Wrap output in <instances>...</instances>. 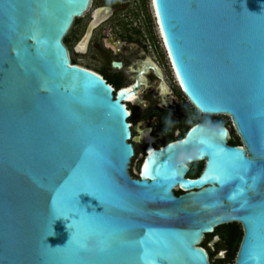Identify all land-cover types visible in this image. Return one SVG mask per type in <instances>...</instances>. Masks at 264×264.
Wrapping results in <instances>:
<instances>
[{"label":"water","instance_id":"95a60500","mask_svg":"<svg viewBox=\"0 0 264 264\" xmlns=\"http://www.w3.org/2000/svg\"><path fill=\"white\" fill-rule=\"evenodd\" d=\"M150 1L177 86L199 113L230 117L242 145L202 122L158 148L137 129L132 139L150 146L131 175L125 100L140 99L139 81L114 93L64 43L92 0H0V264H213L202 238L229 223L243 233L227 264H264V0ZM146 62L138 80L151 65L167 102L161 70ZM86 177L97 194L78 193L77 206L98 222L53 218Z\"/></svg>","mask_w":264,"mask_h":264},{"label":"flooded vegetation","instance_id":"af4514ba","mask_svg":"<svg viewBox=\"0 0 264 264\" xmlns=\"http://www.w3.org/2000/svg\"><path fill=\"white\" fill-rule=\"evenodd\" d=\"M98 4L92 8L90 11L87 10L86 12H88V19L87 14L85 15V13L81 16L82 18H84L83 21V33L82 35L77 39V41L74 44V47L76 46V44L78 43V41H80L81 37L83 36L84 32L86 31V28L89 24V22L92 20V15L93 12L95 10H98L103 7H106L109 9L107 16L105 17V19L99 23L98 26H96L91 34V37L87 43V46L85 48V51H83L84 53H87V51L89 50V48H91V44L95 45L96 49L98 50V53L101 57V59L103 60V62L100 64L101 66H99L98 68H93L91 66H83V67H88L90 68V70L96 72L97 74L101 75L105 81L110 84L113 88H114V93L115 90H119L120 88H128L129 86L133 85L136 83V81H139V86L138 88L135 90V93L133 95H139L140 99L138 100L137 98H135V103H133L130 100H126L125 101V105L127 106V108H129L130 106H137L139 107L142 111H147L149 112L148 115V123L147 125L140 127L139 124L140 122L137 121L134 123V125L136 126V132L137 129H144V128H149L151 135H153V137H155L158 141L154 144L155 148H158L160 146H164L166 144H168L169 142L181 138L185 135V133L187 132V130L195 123L198 122H202V123H207V124H212V125H220V126H224L228 129L229 132V139H228V144L229 145H242V141L240 139V137L238 136V134L236 133V137L232 138L231 136V132L232 130L229 128L230 126L226 125L222 118H216V117H222V115H204L206 116V118L208 116L211 117H215V119H219V121L217 120H203V121H197V122H193L188 129L186 130V132L180 136H176L174 133L176 130H179L178 127L180 126V119L179 117L181 116V110L178 109V101H179V97H178V88H177V82L175 80V78L172 75V72L170 74V65H161L159 63V61L157 59H150L151 61H153L161 70L162 73V77L164 82L166 83L167 87H168V91L166 93V101H164L163 99V95L161 93V91L159 90L160 87V82L161 79L155 74L154 69L151 65H149L148 70L149 72H145L143 71V75L146 77V84L144 83V81H140L138 80V74L139 72L144 69V66L147 64L146 62V50L148 47H150V45L147 44L146 42V35L144 34V32L141 30V27L138 26V23L136 24L133 23L128 16H126V14L130 11H127L126 14H120L121 19H117L119 17V13H121L123 10L127 9V6H129L130 4H133V9L132 12L136 18L137 21H139L142 18L143 23L145 24V4H144V0H97ZM123 4V5H122ZM125 6V7H123ZM90 9V8H89ZM85 15V16H84ZM80 19V18H79ZM78 20V19H77ZM113 21V20H118L120 22H123L124 26H120L121 31L120 32H114L113 28L110 27H105V29H102V33L99 32L101 29H99L97 31V33L95 34V30L100 27L102 25V23L106 22V21ZM150 34V33H148ZM158 34V32H157ZM95 35V41L94 43L91 41L92 37ZM152 37V35H151ZM150 40V36L148 37ZM147 38V39H148ZM160 39V38H159ZM107 41L108 44L107 45ZM67 46V43L65 44ZM73 47V48H74ZM68 48V46H67ZM75 49V48H74ZM69 51V49H68ZM75 51V50H74ZM70 53V51H69ZM71 58V55H70ZM120 62L121 66L120 67H114L113 66V62ZM72 63V61H71ZM114 73H122V75L124 76L125 80L123 83L125 84H114L111 80H110V75L114 74ZM170 78L171 81L174 82V84H169L168 79ZM155 83V87L153 88V90L149 91V88L151 87L150 85ZM132 90V89H131ZM153 100H155V102L153 103ZM182 105L184 106L183 109H185V111L191 112L192 115H194V109L192 107V105H188L187 103H185V101L183 99H181ZM130 112H132V110L130 109ZM179 113L180 116H177V114ZM166 117H170L171 121L174 120L176 121L179 125L177 127H175L174 129H172L170 131V128H167V131H164V128H162V126L164 127V120ZM228 117V116H227ZM230 119V117H228ZM169 131V132H168ZM138 136L139 133L137 132ZM162 141L160 144H157L158 142ZM143 144V143H141ZM147 144L144 143V150L146 149ZM193 163V162H192ZM200 164L203 163L202 168L200 170V172H196L198 166L196 167H192L193 170L188 171L186 174V177H196L198 176L202 170H203V166H204V161L199 162ZM191 164V163H190ZM190 164H188V167H190ZM141 165V162H140ZM189 170V168H188ZM130 172V171H129ZM131 175H134L133 171L130 172ZM181 191L179 189L174 190V194L178 195L180 194ZM234 224L237 227V231L236 233L233 235V238L236 240V250L234 253V258L242 237V226L240 223H229V224H224V226H226L225 230L223 231L224 235L221 236L217 230L222 226H218L215 228V230H213V232L209 235L210 239L209 241L206 243L205 245L203 244V248L206 250L207 254H208V258H209V262L213 263V264H217L216 260L217 259H225L227 257V255L230 253V249L229 246L227 244L228 238L230 237V229L231 227L229 225ZM205 237V236H204ZM203 237V238H204ZM217 238L216 240L213 241L212 246L209 245V242L212 241L214 238ZM204 240H202L203 242ZM201 242V243H202ZM213 253V254H212ZM217 254H222L223 257L222 258H215V260L213 259L214 256H216ZM233 258V260H234Z\"/></svg>","mask_w":264,"mask_h":264},{"label":"rangeland","instance_id":"374dc122","mask_svg":"<svg viewBox=\"0 0 264 264\" xmlns=\"http://www.w3.org/2000/svg\"><path fill=\"white\" fill-rule=\"evenodd\" d=\"M97 4H98L97 0H92L91 7H90L89 11L92 8H94ZM144 4H145V24L143 23L142 18L139 21L136 20L134 14L132 12V9L134 8L133 4H130L129 6H127L126 10H123L121 13H119V17L117 19L123 18L120 16V14H126L127 11H130L126 14V16H128L129 19L133 23H135V22H136V24L138 23V26L141 27V30L144 32V34L146 35L147 38L150 36V40H149V38L148 39L146 38L147 44L150 45V47H148L146 50V56L150 57V59H157L161 65H169L168 60L166 58L165 51L161 45L159 35L157 34L155 20L153 18V14H152L151 7H150V0H144ZM123 7H125V6H123ZM88 12H86L85 15ZM86 18L88 19V14H87ZM83 21H84V18L81 17L73 25V27L71 28V30L67 34L66 43H67V46L70 50L71 57L74 58L75 61L79 65L91 66L93 68H98L99 66H101L100 64L103 62V60L101 59V57L98 53V50L96 49L94 44L93 45L91 44V48H89L87 53L74 51V48H75L74 44L77 41V39L83 33ZM110 26L113 28L115 33L116 32L118 33L121 31L120 26H124V25H123V22H120L118 20H113V21L108 20V21L102 23V25L100 27H98L94 32L96 34L97 31L99 29H101L99 32L102 33V29H105V27H110ZM148 33H150V34H148ZM151 35H152V37H151ZM91 41L94 43L95 35L92 37ZM170 74H171V71H170ZM110 80L114 84H118V85L119 84H125V83H123L125 78L122 75V73L111 74ZM168 82H169V84H172V85L174 84V82L171 81L170 78L168 79ZM154 87L155 86L151 87L149 89V91L153 90ZM177 88H178L177 92L179 94L178 95V97H179L178 109L181 110V113H180L181 116L179 115V113L177 114V116H180L179 117L180 126L178 127L179 130H176L174 133L176 136H180V135L184 134L186 132V130L188 129V127L193 122L203 121V120H209V121L217 120V121H219V119H215V117H211V116H208L206 118V116H203V114H201L199 112H195V110H194V115H192L191 112L185 111V109H183L184 106L182 105L181 99H183L185 101V103H187L188 105H190V103L188 102L187 98L181 92V90L179 89L178 86H177ZM113 91H114V88H113ZM117 91L115 90V92H117ZM114 97L116 98L115 94H114ZM154 102H155V100H153V103ZM130 109L132 110V112L134 114L133 118H131V121L133 123H135L137 121L144 120V121H141L140 126L147 125V123H148L147 119H148L149 112H147V111L144 112L137 106H130L129 108H127L128 111H130ZM193 109H195V108L193 107ZM216 118H222L224 120L222 122H224L227 126L228 125L230 126L229 128L232 130V132H231L232 138L237 136L235 133V129L232 125V122L227 116L223 115L222 117L220 116V117H216ZM178 125L179 124L176 121L172 120L170 125L168 126V129L170 128V131H171L172 129H174ZM162 128H165V126L164 127L162 126ZM135 133H136V131H135V129H133V134H135ZM161 142L162 141L158 142L157 144H160ZM135 149H136V156H135V158H133V160L131 162L130 170H129L130 172L133 171V173L138 171V169H139L141 157L144 153V146L139 145V144H135ZM198 165H201V164L199 162H193L190 164V166H192V167H196ZM225 228H226V226L222 225L217 230V232L221 236H223L224 235L223 231L225 230ZM209 239H210L209 234H206L204 241H203V244L205 245V242L207 243L209 241ZM215 258H216V256L213 257L214 260H215Z\"/></svg>","mask_w":264,"mask_h":264},{"label":"snow or ice","instance_id":"6c2138e0","mask_svg":"<svg viewBox=\"0 0 264 264\" xmlns=\"http://www.w3.org/2000/svg\"><path fill=\"white\" fill-rule=\"evenodd\" d=\"M154 2H155V0H154ZM6 7L12 8L13 5L7 4ZM130 93H131V89H128L126 91V93H124V94L129 95V98H131ZM236 162L241 166H244L246 164L245 161L240 159L239 154H236ZM146 175H149L148 161H145L144 166L141 170V176H146ZM253 179L255 180V178H253ZM94 188H95V185L87 177L84 178L80 184L73 186L72 190L67 195H65V197H64L63 207L59 211L53 210V218H55V216H57V215L69 214L70 212H76L81 216L82 221L86 219L88 221V223H90V224L98 222V220H99L98 217H95V216L86 217V216H84L83 210L77 206L78 202L76 201V197H77L78 193H80V192H87L89 194L96 195L97 192L93 190ZM79 247L83 248V247H85V245L81 244V245H79ZM145 255H147V253H145Z\"/></svg>","mask_w":264,"mask_h":264},{"label":"bare ground","instance_id":"6f19581e","mask_svg":"<svg viewBox=\"0 0 264 264\" xmlns=\"http://www.w3.org/2000/svg\"><path fill=\"white\" fill-rule=\"evenodd\" d=\"M151 2V1H150ZM91 7V4L89 5V8ZM89 8L87 9V10H89ZM151 9H152V13H153V15H154V20H155V25H156V29H157V32H158V35H159V38H160V41H161V45H162V47H163V49H164V51H165V54H166V56H167V51H166V48H165V45H164V42H162L163 41V37L161 36V31H160V28H159V24L158 23H156V21H157V17H156V12H155V10H154V7H153V3H151ZM108 8H106V9H104V11H102V10H95L94 12H93V15H92V20H91V28L89 29V31H88V35H87V37L86 38H84V40H82L80 43H79V41H78V43L76 44V49H77V51L78 52H83V51H85V48H86V46H87V43H88V41H89V39H90V37H91V34H92V32H93V30H94V28L96 27V26H98L99 25V23L100 22H102L104 19H105V17L107 16V14H108ZM81 18V17H80ZM107 45H109L108 44V41H107ZM167 60H169V58L167 57ZM170 65V68H171V64H169ZM157 66V65H156ZM158 67V66H157ZM173 70V69H172ZM176 82L178 83V81L176 80ZM126 100H130L131 101V99H126ZM125 100V101H126ZM233 125V124H232ZM234 127V126H233ZM149 134L151 135V133L149 132ZM140 135V134H139ZM157 141H151V148H155L154 147V144L156 143ZM146 143V142H145ZM147 145H148V147L150 146V143L149 142H147ZM146 154H144V156H145ZM141 164H142V162H141ZM141 166V165H140ZM140 166H139V168H140ZM138 172H139V169H138ZM178 187V186H177ZM176 187V188H177ZM175 188V189H176ZM179 189V188H178ZM214 230V229H213ZM203 239V238H202Z\"/></svg>","mask_w":264,"mask_h":264},{"label":"trees","instance_id":"16d2710c","mask_svg":"<svg viewBox=\"0 0 264 264\" xmlns=\"http://www.w3.org/2000/svg\"><path fill=\"white\" fill-rule=\"evenodd\" d=\"M77 22V19L74 20V23L73 25ZM72 25V27H73ZM66 39H67V36L64 38V43L66 44ZM69 49V48H68ZM70 51V50H69ZM71 61H72V64L74 65H79L74 58L71 57ZM81 66V65H80ZM87 69H90L88 67H85ZM195 112H198L196 109H194ZM134 114L133 112H131L130 114V118L128 119L130 123H132V125L134 124L132 121H131V118H133ZM131 125V126H132ZM174 141V140H173ZM202 165L203 163H201V165L198 166L196 172H200L201 168H202ZM204 167V166H203ZM193 170L192 166L189 167V171ZM231 227L230 229V237L228 238V241H227V244L229 246V249L231 250L230 253L227 255V257L225 259H217L216 260V263L217 264H227L229 262H233V258H234V253H235V250H236V240L233 238V235L236 233V231L238 230L237 227L234 225V224H231L229 225ZM215 230V229H214ZM210 235V234H209ZM206 236V235H205ZM201 247H203V242L201 243L200 245ZM213 254V253H212Z\"/></svg>","mask_w":264,"mask_h":264},{"label":"clouds","instance_id":"9594fccd","mask_svg":"<svg viewBox=\"0 0 264 264\" xmlns=\"http://www.w3.org/2000/svg\"><path fill=\"white\" fill-rule=\"evenodd\" d=\"M170 123H171V118H170V117H166L165 120H164V125H165L164 131H165V132L167 131V128H168V126L170 125ZM91 151H92L91 146L86 147L85 150H84V152H85L86 155L89 154ZM84 214H85V216H87V217H92V216H93V214H92V215H88V214H86L85 212H84ZM95 215H97V214L95 213ZM61 216H63V215H61ZM67 216H68V214H67ZM67 216H64V217H67ZM73 221H78V220H73ZM73 221H72V222H73ZM71 224H72V223H71ZM71 224H70V225H71ZM72 228L75 229V227H72Z\"/></svg>","mask_w":264,"mask_h":264},{"label":"built area","instance_id":"2783aa9c","mask_svg":"<svg viewBox=\"0 0 264 264\" xmlns=\"http://www.w3.org/2000/svg\"><path fill=\"white\" fill-rule=\"evenodd\" d=\"M92 3V2H91ZM131 125H132V123H131ZM131 129H132V131H131V138L128 140V142H131L132 143V145H133V148H134V155H133V157L131 158V162H132V160H133V158H135V156H136V149H135V144H139V145H143V144H141V142H139L138 140H134V139H132L134 136H138V134H137V132L135 133V134H133V129H135L134 128V124L131 126ZM135 131H136V129H135ZM144 146V145H143ZM131 162H130V166H131ZM178 189V187L175 189V190H177ZM205 238V237H204ZM204 238L202 239V240H204ZM201 245V244H200Z\"/></svg>","mask_w":264,"mask_h":264}]
</instances>
